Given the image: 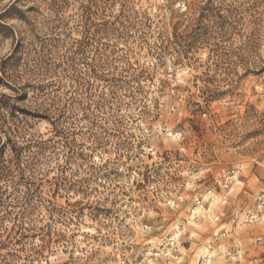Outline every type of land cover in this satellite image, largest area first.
Wrapping results in <instances>:
<instances>
[{
  "label": "rangeland",
  "instance_id": "rangeland-1",
  "mask_svg": "<svg viewBox=\"0 0 264 264\" xmlns=\"http://www.w3.org/2000/svg\"><path fill=\"white\" fill-rule=\"evenodd\" d=\"M0 264H264V0H0Z\"/></svg>",
  "mask_w": 264,
  "mask_h": 264
},
{
  "label": "trees",
  "instance_id": "trees-1",
  "mask_svg": "<svg viewBox=\"0 0 264 264\" xmlns=\"http://www.w3.org/2000/svg\"><path fill=\"white\" fill-rule=\"evenodd\" d=\"M0 165H2V162H1V160H0Z\"/></svg>",
  "mask_w": 264,
  "mask_h": 264
}]
</instances>
